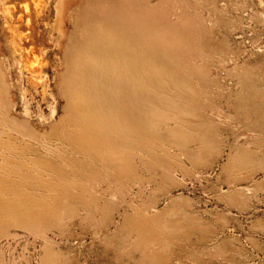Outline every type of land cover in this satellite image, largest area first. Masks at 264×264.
Here are the masks:
<instances>
[{
    "label": "rangeland",
    "instance_id": "374dc122",
    "mask_svg": "<svg viewBox=\"0 0 264 264\" xmlns=\"http://www.w3.org/2000/svg\"><path fill=\"white\" fill-rule=\"evenodd\" d=\"M41 257L264 264V0H0V260Z\"/></svg>",
    "mask_w": 264,
    "mask_h": 264
},
{
    "label": "bare ground",
    "instance_id": "6f19581e",
    "mask_svg": "<svg viewBox=\"0 0 264 264\" xmlns=\"http://www.w3.org/2000/svg\"><path fill=\"white\" fill-rule=\"evenodd\" d=\"M105 38V40H104V42H101V40H99L100 41V43L101 44H99V42L97 43V44H99V46H101V47H103V50H104V53L107 55L106 57V62H107V65H108V63L110 64L111 63V65L112 64H114L113 66H105L104 68H106L107 67V69H109L111 72H117V74L119 73V68H120V71H122L123 69H124V66H123V62L122 61H120L121 59H122V57L124 56H121L122 54H125L124 53V51H125V49H123L124 47H123V41L121 40V39H118V38H114V37H112V36H107V37H104ZM98 46V48H100ZM95 52L97 53L98 51H96L95 50ZM95 52L93 51V55L95 54ZM89 54V53H88ZM98 54V53H97ZM96 55V54H95ZM94 55V56H95ZM99 55V54H98ZM98 55H96V57L98 58ZM100 55H101V52H100ZM99 55V56H100ZM88 56V55H87ZM86 56V57H87ZM91 58H93V56L91 55L90 56ZM90 57H88V59L89 60H91L90 59ZM120 57H121V59H120ZM95 58V57H94ZM104 58V57H103ZM86 59V58H85ZM88 59H86V60H88ZM102 59V58H101ZM101 59L100 58H98V60H100L101 61ZM97 59L95 58V60L94 61H96ZM96 61V62H94L93 61V63L92 64H97V62L99 63V61ZM122 60H124V59H122ZM88 62V61H87ZM89 62H91V61H89ZM101 62H103V64H106L105 63V59L104 60H102ZM121 63H123L122 64V66H123V68H121ZM102 63L101 64H99V65H103ZM122 69V70H121ZM77 71H80V70H78L77 69ZM80 73V72H79ZM81 74V73H80ZM112 75V74H111ZM119 75H121V73H119ZM81 77V76H80ZM78 79H79V74H78ZM81 79V78H80ZM80 79H79V81H80ZM81 83H82V81H81ZM83 83H85V82H83ZM71 88V87H70ZM71 90H72V88H71ZM71 90H69V91H71ZM70 94H73V91H71V93ZM72 96V95H71ZM76 134H78V132H75ZM4 227V226H3ZM1 229L3 230V228L1 227ZM46 249V248H45ZM45 251V250H44ZM45 252H47L48 253V251H45ZM45 253H43L42 255H44ZM47 256H48V254H47ZM49 257V256H48ZM48 257H47V259H48ZM42 258H44V257H41V260L40 261H42L41 262V264L44 262V260H42ZM46 259V260H47ZM47 263V262H46ZM0 264H4V262L2 263V261L0 260ZM44 264V263H43Z\"/></svg>",
    "mask_w": 264,
    "mask_h": 264
}]
</instances>
